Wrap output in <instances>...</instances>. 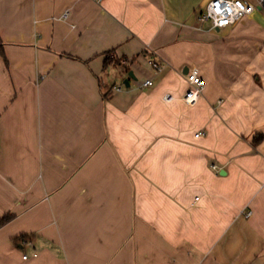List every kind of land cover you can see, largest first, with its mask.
<instances>
[{"label":"crops","instance_id":"1","mask_svg":"<svg viewBox=\"0 0 264 264\" xmlns=\"http://www.w3.org/2000/svg\"><path fill=\"white\" fill-rule=\"evenodd\" d=\"M207 1L0 0V264H264V15Z\"/></svg>","mask_w":264,"mask_h":264},{"label":"built area","instance_id":"2","mask_svg":"<svg viewBox=\"0 0 264 264\" xmlns=\"http://www.w3.org/2000/svg\"><path fill=\"white\" fill-rule=\"evenodd\" d=\"M100 1V0H98ZM257 11H262L264 15V0H208L204 5L203 10L199 14V19L208 21L212 28H224L234 25L245 16L252 15ZM66 13L61 16L65 19ZM151 66L155 70H160L161 66L155 61H151ZM188 87L181 96L182 101L187 105L195 104L205 87V79L200 75L199 69L195 66L188 69L185 74ZM141 85L147 87L152 85L151 79H145ZM175 99L171 93H165L163 100L171 102ZM198 132L195 135H199ZM213 169H216L215 164H211ZM251 211H247L245 216H249ZM25 256V255H24Z\"/></svg>","mask_w":264,"mask_h":264},{"label":"trees","instance_id":"3","mask_svg":"<svg viewBox=\"0 0 264 264\" xmlns=\"http://www.w3.org/2000/svg\"><path fill=\"white\" fill-rule=\"evenodd\" d=\"M11 218V215L9 214H5L0 218V225H2L3 223H5L7 220H9Z\"/></svg>","mask_w":264,"mask_h":264},{"label":"water","instance_id":"4","mask_svg":"<svg viewBox=\"0 0 264 264\" xmlns=\"http://www.w3.org/2000/svg\"><path fill=\"white\" fill-rule=\"evenodd\" d=\"M129 77L133 78V74H132V71L131 70L128 71V77L123 80V83L125 84V86H128L129 85V82H128V78ZM220 172L223 173V171H220Z\"/></svg>","mask_w":264,"mask_h":264},{"label":"rangeland","instance_id":"5","mask_svg":"<svg viewBox=\"0 0 264 264\" xmlns=\"http://www.w3.org/2000/svg\"><path fill=\"white\" fill-rule=\"evenodd\" d=\"M209 22L208 21H205V24L207 25Z\"/></svg>","mask_w":264,"mask_h":264}]
</instances>
